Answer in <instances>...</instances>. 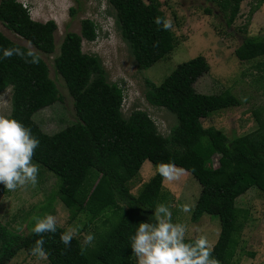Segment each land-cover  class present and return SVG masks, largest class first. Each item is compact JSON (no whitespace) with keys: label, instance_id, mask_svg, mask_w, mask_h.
<instances>
[{"label":"trees","instance_id":"1","mask_svg":"<svg viewBox=\"0 0 264 264\" xmlns=\"http://www.w3.org/2000/svg\"><path fill=\"white\" fill-rule=\"evenodd\" d=\"M240 1L223 3L229 11L227 25L234 20ZM106 4L114 12V28L137 71L148 69L173 49L170 31L154 23L156 17L164 18L152 0L147 4L142 0H106ZM0 23L38 52L53 54V21H34L16 0H0ZM95 30L93 22L81 20L79 33H66L53 58L76 121L52 134L42 132L32 120L41 109L61 101L45 63L0 33V93L9 89L11 118L39 139L33 163L55 179L57 196L66 208L85 212L89 220L106 215L103 230L91 247L81 246L75 238L66 247L59 239L64 230L57 226L55 233L44 234L45 259L48 264H135L130 238L139 223L152 222L154 209L163 200V178L156 165L171 162L198 184L190 220L195 223L202 215L217 219L219 233L212 255L220 264H228L242 227L235 199L251 188L264 194L263 124L259 122L254 132L231 139L212 127H202V119L237 106L238 101L227 91L217 95L195 92L194 83L208 71L200 56L177 64L158 85L144 80L146 103L175 119L166 137L142 111L123 117L121 88L107 81L96 55L81 51L82 41L95 40ZM9 49L21 54L5 57L4 50ZM233 54L240 62L264 56V37L245 38ZM213 157L216 167L210 165ZM145 161L154 173L131 195L125 183ZM6 191L0 184V195ZM33 227L34 221L27 234L20 236L0 223V264H7L19 251L32 254L35 241L41 238Z\"/></svg>","mask_w":264,"mask_h":264},{"label":"rangeland","instance_id":"2","mask_svg":"<svg viewBox=\"0 0 264 264\" xmlns=\"http://www.w3.org/2000/svg\"><path fill=\"white\" fill-rule=\"evenodd\" d=\"M28 11L29 17L38 22L53 21L54 52L45 55L31 45L7 31L0 23V33L10 41L29 49L46 65L48 77L53 81L61 101L41 109L32 117L38 128L46 133H55L76 121L69 97L62 79L53 68V58L66 33H79L81 20L88 19L95 25L96 38L93 42H81V51L96 55L109 83L122 90L120 112L127 117L132 111L144 112L153 122L157 132L166 137L175 125L173 115L162 108L148 105L144 99V80L155 85L182 62L200 56L208 66V71L193 85L195 92L217 95L229 92L238 105L211 114L201 120L203 128L212 127L226 138L242 136L264 126V56L240 62L233 52L248 37H264V0H241L237 14L227 25L229 11L223 8L225 1L231 0H152L164 19H171L169 29L174 37L173 49L158 62L143 71H137L124 43L120 40L113 24L114 12L106 0H16ZM150 0H142L147 4ZM72 10V13H70ZM10 91L0 93V114L9 115ZM264 131V129H263ZM210 165L217 166L216 157ZM38 166V165H37ZM37 183L30 182L15 191L0 195V223L20 236L28 232L34 216L51 214L56 218V226L66 231L77 228L74 238L83 247L84 236L92 233L97 237L103 230L105 216L89 220L81 211L75 213L66 208L57 196V182L39 167ZM154 173V168L143 162L138 172L125 183L131 195ZM199 193V186L185 171L178 180L163 179L161 203L172 212L173 222L187 226L186 239L205 235L214 245L219 225L216 218L202 215L197 222L190 220L192 208ZM160 203V204H161ZM188 205L190 212L182 211ZM237 220L242 223L238 233L236 248L228 264H264V194L249 189L234 201ZM117 218V216H116ZM94 239V240H95ZM132 260L137 264L135 255ZM7 264H48L45 258L19 251Z\"/></svg>","mask_w":264,"mask_h":264},{"label":"clouds","instance_id":"3","mask_svg":"<svg viewBox=\"0 0 264 264\" xmlns=\"http://www.w3.org/2000/svg\"><path fill=\"white\" fill-rule=\"evenodd\" d=\"M154 23L162 25L165 30L173 26L170 18L156 17ZM13 54L21 53L18 50H4L5 57ZM39 143L30 128L11 118L10 114H0V184L5 189L15 191L18 186L23 187L29 182L33 185L37 183L39 168L33 163V156ZM156 168L159 175L169 182L178 180L184 171L171 162H161ZM181 210L190 212V207L184 205ZM152 217V222L139 223L135 234L130 238L137 264H220L212 255L213 248L205 235L186 241L187 226L173 222L172 212L167 205L157 204ZM33 220V232L41 238L35 241L31 253L46 258L43 236L56 232V218L46 214L34 216ZM77 234V228H68L61 233L59 239L67 247ZM94 239V234L88 233L84 236V244L90 245Z\"/></svg>","mask_w":264,"mask_h":264}]
</instances>
